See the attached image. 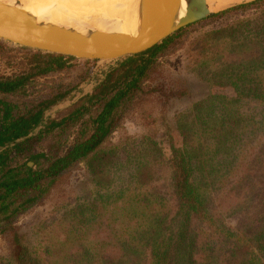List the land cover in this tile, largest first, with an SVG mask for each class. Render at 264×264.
<instances>
[{
  "label": "trees",
  "instance_id": "obj_1",
  "mask_svg": "<svg viewBox=\"0 0 264 264\" xmlns=\"http://www.w3.org/2000/svg\"><path fill=\"white\" fill-rule=\"evenodd\" d=\"M246 12L248 19L219 24L193 43L189 64L213 91L178 116V139L167 135L165 159L153 141L138 153L146 161L128 168L133 194L125 207L105 198L125 190L108 172L129 150L101 147L150 92L144 84L159 56L204 19L112 60L91 91L55 116L46 112L92 74L95 62L76 68L77 58L0 41V60L9 67L0 72V232H13L14 220L83 160L98 190L113 189L86 206L81 227L67 234V252L37 255L14 231L0 264H264V0L207 18ZM164 165L166 192L151 187Z\"/></svg>",
  "mask_w": 264,
  "mask_h": 264
},
{
  "label": "rangeland",
  "instance_id": "obj_2",
  "mask_svg": "<svg viewBox=\"0 0 264 264\" xmlns=\"http://www.w3.org/2000/svg\"><path fill=\"white\" fill-rule=\"evenodd\" d=\"M86 1L90 3L94 0ZM215 11H219V9ZM249 13H232L225 18L215 19L206 17L203 21L186 28L183 36L159 56L156 71L144 84V91L150 92L142 94L137 99V103L122 116L115 130L101 147L103 151L118 150L122 147L129 150L122 158L111 159L116 163L108 172L109 177H113L112 184L120 185L125 190L119 199H117V195L105 198L106 204H114L112 207L118 205L125 207L129 202V196L133 194L128 187V168L133 167L139 161H146L145 156L142 154L137 156L138 153L144 152L149 147V141L156 142L163 148L167 144L168 134L174 141H177V132H180L177 124L178 116L181 113H189L196 102L213 91L208 81L199 75V72L193 71L191 64H189L188 55L193 43L219 24L226 25L235 21H243L245 16L248 19ZM83 61L86 60L77 59L74 62L78 66L76 68H80ZM111 61H92L95 62L92 67V74L80 82L72 90L69 97L47 111L46 115L55 116L59 110L91 91L97 81L96 77L101 76L102 71L113 64ZM0 72H9V67L3 60H0ZM73 83H77V80ZM183 91L184 94H182ZM197 124L199 128L198 122L194 128L197 127ZM138 142L139 145L137 146ZM135 150L138 152L135 153ZM163 151L165 159L166 151L164 148ZM157 173L161 177L153 181L151 187L166 192L170 171L164 165L162 172L159 169ZM97 188L88 160L81 161L38 204L14 220L13 232L15 231L21 237V242L27 244L30 250L37 255H44L47 250L52 251L53 255L67 252V248L71 247V243H67V234L75 226L81 227V220L87 217L89 213L86 206L91 202L99 201L101 195L112 189L110 187L102 192ZM148 188V184L143 185L141 191ZM106 196L103 195V197ZM13 232H0V258L8 260L13 248ZM93 232L90 231L89 233ZM83 242L86 243L87 241L83 240Z\"/></svg>",
  "mask_w": 264,
  "mask_h": 264
},
{
  "label": "water",
  "instance_id": "obj_3",
  "mask_svg": "<svg viewBox=\"0 0 264 264\" xmlns=\"http://www.w3.org/2000/svg\"><path fill=\"white\" fill-rule=\"evenodd\" d=\"M250 1L228 2L218 9ZM211 2L214 6L217 0ZM137 5L133 33L96 29L80 32L40 22L20 0H0V41L82 60H115L146 51L182 27L218 12L209 9L207 0H138Z\"/></svg>",
  "mask_w": 264,
  "mask_h": 264
},
{
  "label": "bare ground",
  "instance_id": "obj_4",
  "mask_svg": "<svg viewBox=\"0 0 264 264\" xmlns=\"http://www.w3.org/2000/svg\"><path fill=\"white\" fill-rule=\"evenodd\" d=\"M11 3L13 0H2ZM207 0L209 9L217 10L228 2L238 0H217L213 6ZM23 7L40 22L80 32L100 30L133 33L137 28L136 7L138 0H20ZM211 2V3H210ZM185 7L182 2L181 15ZM90 27V28H88Z\"/></svg>",
  "mask_w": 264,
  "mask_h": 264
}]
</instances>
